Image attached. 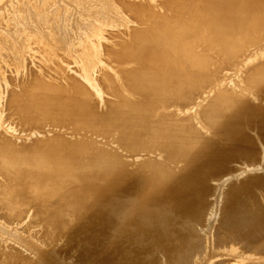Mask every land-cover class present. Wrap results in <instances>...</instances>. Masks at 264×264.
<instances>
[{
    "label": "rangeland",
    "instance_id": "obj_1",
    "mask_svg": "<svg viewBox=\"0 0 264 264\" xmlns=\"http://www.w3.org/2000/svg\"><path fill=\"white\" fill-rule=\"evenodd\" d=\"M23 1L0 0V264H264V5ZM129 6L154 25L147 69L112 59ZM131 96L138 114L104 111ZM160 102L185 141H151Z\"/></svg>",
    "mask_w": 264,
    "mask_h": 264
},
{
    "label": "bare ground",
    "instance_id": "obj_2",
    "mask_svg": "<svg viewBox=\"0 0 264 264\" xmlns=\"http://www.w3.org/2000/svg\"><path fill=\"white\" fill-rule=\"evenodd\" d=\"M25 1V0H24ZM24 1H23V3H24ZM50 1H52V0H50ZM230 1V3H232V4H234L235 2V0L234 1H232V0H201V8L203 9V10H206V11H208V10H213V8L215 9V8H222V9H224V8H226L225 6L227 5L229 8L231 7V4L229 5L228 4V2ZM2 2H3V0H2ZM45 2V4H46V6H49V5H51L50 4V2L47 0H45L44 1ZM49 2V3H48ZM36 3V2H35ZM139 3V2H138ZM142 3V2H141ZM238 3V5L240 4V6H241V3H239V2H237ZM251 3H254V4H262V5H264V0H251ZM43 4V3H42ZM143 4V3H142ZM38 5V4H37ZM40 5V4H39ZM73 5V4H72ZM76 5V4H75ZM237 4H236V6H238ZM3 6V5H2ZM224 8H223V7ZM233 6V5H232ZM35 7V6H34ZM55 7H56V5H55ZM55 7L53 8L54 10H56L55 9ZM58 7H60V6H58ZM58 7H56V8H58ZM67 6H64L63 8H66ZM165 7V6H164ZM176 7V6H175ZM184 7H186V6H184ZM234 7V9H235V6H233ZM232 7V8H233ZM25 8V7H24ZM48 8V7H47ZM50 8V7H49ZM61 8V7H60ZM74 8V7H73ZM163 8V7H162ZM229 8H226V9H228V11L227 12H229L230 10H232V9H230L229 10ZM241 8V7H240ZM22 9H23V7H22ZM190 9V8H189ZM221 9V10H222ZM181 10V9H180ZM241 10H242V8H241ZM32 11V10H31ZM43 11V10H42ZM48 11V10H47ZM52 10H50V12H51ZM61 11V10H60ZM124 12H123V16H124V19H125V27H123L124 29H123V33L125 34V36L126 37H124V38H122L121 40H120V42H119V48L117 49L116 47V49H117V51L116 52H114L113 54H112V59H116V60H118V61H120V62H123L124 61V63H125V65L126 64H131L132 62H135L136 63V65H138V64H141V67H145V69H147V68H149L150 67V65H151V63H150V52H156V53H158V51H157V49L155 48V46H151L150 45V41H153L150 37H145V35L147 34V35H149L150 36V33H151V31H153L154 30V25H153V22H152V20H151V18H150V15H149V13H148V11L145 9V7H143V8H140V7H138V6H129V8H124V10H123ZM220 11V10H219ZM237 11V10H236ZM243 11H245V10H243ZM64 12V11H63ZM232 12H234V11H232ZM241 12V11H240ZM16 13V12H15ZM22 13H23V11H22ZM198 13V12H197ZM196 13V14H197ZM238 13H239V11H238ZM28 14V13H27ZM26 14V15H27ZM230 14H232L231 12H230ZM236 14V13H235ZM42 15V14H41ZM241 15V14H240ZM17 16V15H16ZM22 16H24V15H22ZM30 16V15H29ZM32 16V15H31ZM30 16V17H31ZM52 16H53V14H52ZM25 17V16H24ZM28 17V16H27ZM198 17H200V16H198ZM19 18V17H18ZM51 18V17H50ZM62 19H63V16L61 17ZM13 19V18H12ZM28 19V18H27ZM26 19V20H27ZM32 19V18H31ZM53 19V18H52ZM14 21L16 20L15 18L13 19ZM21 20H22V18H21ZM24 20V19H23ZM13 21V22H14ZM19 21V20H18ZM32 21H33V19H32ZM36 21H37V19H36ZM43 21V20H42ZM10 22V21H9ZM28 22V21H27ZM27 22L25 23V24H27ZM39 22V21H38ZM169 22V21H168ZM15 23H16V21H15ZM18 23V22H17ZM16 23V24H17ZM34 23H37V22H34ZM54 23V22H53ZM158 23V22H157ZM171 23V22H170ZM198 23H200V22H198ZM206 23V22H205ZM11 24V23H10ZM23 24V23H22ZM29 24H30V22H29ZM40 24V23H39ZM46 24V23H45ZM15 25V24H14ZM32 25V24H31ZM41 25V24H40ZM59 25H61V24H59ZM210 25V24H209ZM25 26V25H24ZM42 26V25H41ZM50 26H52V24L50 25ZM56 26V25H55ZM164 26V25H163ZM204 26V25H203ZM257 26V25H256ZM30 27H32V26H30ZM53 27V26H52ZM61 27V26H60ZM251 27V26H250ZM258 27V26H257ZM261 27V26H260ZM19 28V27H18ZM26 28V27H25ZM33 28V27H32ZM39 28V27H38ZM46 28V27H45ZM44 28V29H45ZM54 28V27H53ZM158 28V27H157ZM36 29V28H35ZM41 29V28H40ZM52 29V28H51ZM55 29H58V28H56L55 27ZM206 29V28H205ZM20 30V29H19ZM22 30V29H21ZM54 30V29H53ZM60 30V29H59ZM207 30V29H206ZM264 30V29H263ZM42 32H43V30H41ZM62 31V30H61ZM22 32V31H21ZM35 32H37V31H35ZM35 32H33V33H35ZM39 32H40V30H39ZM45 32V31H44ZM212 33H213V31H211ZM146 33V34H145ZM169 33V32H168ZM28 34V33H27ZM26 34V35H27ZM36 34V33H35ZM44 34H46V32L44 33ZM57 34H58V32H57ZM60 34V33H59ZM63 34V33H62ZM38 35V34H37ZM224 35V34H223ZM39 36V35H38ZM41 36H43L42 34H41ZM64 36V35H63ZM63 36H62V38H63ZM168 36V35H167ZM228 36V35H227ZM11 37V36H10ZM23 37V36H22ZM21 37V38H22ZM43 37H45V36H43ZM48 37V36H47ZM54 37V36H53ZM65 37H67V36H65ZM240 37H242V35H240ZM13 38V37H12ZM27 38V37H26ZM38 38H40V37H38ZM68 38V37H67ZM172 38V37H171ZM16 39V38H15ZM55 40V39H54ZM109 40V39H108ZM215 40V39H214ZM15 41V40H14ZM28 41V40H27ZM65 41H66V39H65ZM110 41H111V39H110ZM216 41V40H215ZM221 41V40H220ZM251 41V40H250ZM0 42H1V40H0ZM3 42V41H2ZM175 42V41H174ZM188 42V41H187ZM5 43V42H4ZM35 43V42H34ZM33 43V44H34ZM49 43V42H48ZM52 43V42H51ZM53 43H55V42H53ZM52 43V44H53ZM57 43H59V42H57ZM193 43H194V41H193ZM226 43V42H225ZM262 43V42H261ZM20 44V43H19ZM22 44H23V42H22ZM2 45H4V44H2ZM8 45H11V44H9V42H8ZM48 45V44H47ZM51 45V44H50ZM198 45V44H197ZM196 45V46H197ZM241 45V44H240ZM261 45V44H260ZM5 46V45H4ZM13 46V45H12ZM21 46V45H20ZM19 46V47H20ZM34 46V45H33ZM49 46V45H48ZM57 46H58V44H57ZM178 46V45H177ZM227 46V45H226ZM235 46V45H234ZM233 46V47H234ZM237 46V45H236ZM239 46V45H238ZM0 47H1V45H0ZM3 47V46H2ZM1 47V48H2ZM45 47V46H44ZM65 45H64V49H65ZM144 47H146V50H143V51H139V49L140 48H144ZM148 47V48H147ZM185 47V46H184ZM218 47H220V46H218ZM259 47V46H258ZM257 47V48H258ZM0 48V49H1ZM13 48V47H12ZM17 48V47H16ZM40 48V49H39ZM39 51L42 49V47H40L39 46ZM60 48V47H59ZM236 48V47H235ZM242 48V47H241ZM262 48H263V46H262ZM262 48H261V50H262ZM3 49H5V48H3ZM8 49V48H7ZM14 49V48H13ZM45 49V48H44ZM56 49V48H55ZM88 49H89V47H88ZM102 49V48H101ZM198 49V48H197ZM256 49V48H255ZM9 50H11L10 48H9ZM15 50V49H14ZM14 50H12V51H14ZM17 51H18V49H16ZM25 50H27V48L25 49ZM46 50V49H45ZM57 50V49H56ZM76 50V49H75ZM98 50H99V48H98ZM195 50V49H194ZM235 50V49H234ZM23 51V50H22ZM44 51V50H43ZM54 51V50H53ZM78 51V50H77ZM79 51H81V50H79ZM83 51V50H82ZM88 51H90V49L89 50H87V52ZM233 51V50H232ZM231 51V52H232ZM255 51V50H254ZM11 52V51H10ZM19 52V51H18ZM32 52V51H31ZM48 52V51H47ZM54 52H56V51H54ZM57 52H59V51H57ZM60 52H63V50L61 51V49H60ZM73 52H74V50H73ZM85 52V51H84ZM86 52V53H87ZM4 53H5V51H4ZM15 53H16V51H15ZM33 53H34V51H33ZM41 53H45V52H41ZM50 53V52H49ZM48 53V54H49ZM81 54H82V52H80ZM236 53V52H235ZM23 54V53H22ZM25 54V53H24ZM23 54V55H24ZM38 53L36 52V55H37ZM40 54V53H39ZM38 54V56L40 57V55ZM83 54H85V53H83ZM252 54H253V52H252ZM14 55V54H13ZM22 55V56H23ZM29 55V54H28ZM55 55V54H54ZM74 55H76V53L74 54ZM78 55V54H77ZM185 55V54H184ZM30 56H32V55H30ZM30 56H29V58H30ZM47 56H49V55H47ZM50 56H52V55H50ZM56 56V55H55ZM68 56H71V55H69V53H68ZM90 56H92V53H91V55H87L86 57H90ZM182 56H183V54H182ZM246 56V55H245ZM251 56V55H250ZM258 56V55H257ZM19 57V56H18ZM103 57V56H102ZM156 57V56H155ZM20 58H22L21 57V55H20V57H19V59ZM43 58V57H42ZM71 58V57H70ZM74 58V57H73ZM78 58V57H77ZM91 58V57H90ZM90 58H87V60L89 61L90 60ZM180 58H181V56H180ZM223 58V57H222ZM247 58V57H246ZM245 58V59H246ZM261 58V57H260ZM46 59V58H45ZM44 59V60H45ZM50 59V58H49ZM75 59V58H74ZM81 59V58H80ZM83 59V58H82ZM93 59H95V58H93ZM98 59V58H97ZM107 59V58H106ZM234 59V58H233ZM241 59V58H240ZM258 59V58H257ZM262 59H264L263 57H262ZM4 60V59H3ZM23 60H24V58H23ZM30 60V59H29ZM54 60H56V58L54 59ZM77 60H79V59H77ZM87 60H85L84 59V62H86L87 63ZM99 60V59H98ZM105 60V59H104ZM187 60V59H186ZM221 60V59H220ZM225 60V59H224ZM261 59H259V61H260ZM19 62H22V60L20 61V60H18ZM17 61V62H18ZM45 61H47V60H45ZM52 61V60H51ZM72 61H73V59H72ZM75 61L76 60H74L73 62L75 63ZM82 61V60H81ZM184 61V60H183ZM251 61V60H250ZM249 61V62H250ZM262 61V60H261ZM2 62V61H1ZM18 62V63H19ZM31 62V61H30ZM33 62V61H32ZM38 62V61H37ZM49 62V61H48ZM83 62V61H82ZM243 62H244V59H243V61H242V64H243ZM46 63V62H45ZM52 63V62H51ZM77 63V62H76ZM79 63V62H78ZM86 63H84V64H86ZM217 63V62H216ZM228 63V62H227ZM226 63V64H227ZM236 63V62H235ZM50 64V63H49ZM80 64V63H79ZM241 64V65H242ZM255 64H257V63H255ZM227 65H229V64H227ZM238 65H239V62H238ZM251 65V64H250ZM249 65V66H250ZM65 66H67V64H65ZM70 66V65H69ZM72 66V65H71ZM82 66H83V63H82ZM87 66V65H86ZM233 66H235V64H233ZM243 66V65H242ZM254 66V65H253ZM256 66V65H255ZM68 67V66H67ZM114 67V66H113ZM140 67V66H139ZM208 67H209V65H208ZM212 67V66H211ZM211 67H209V68H211ZM230 68H233L232 66H229ZM1 68V67H0ZM84 68V67H83ZM90 68V67H89ZM228 68V67H227ZM237 67H235V68H233V69H236ZM247 68H248V66H247ZM247 68H245L246 70H247ZM258 68V67H257ZM10 69V68H9ZM69 69H70V67H69ZM68 69V70H69ZM92 69V68H91ZM107 69H108V67H107ZM138 69V68H137ZM196 69V68H195ZM220 69V68H219ZM222 70L223 69H225V68H221ZM84 70H86L85 68H84ZM83 70V71H84ZM89 70V69H88ZM86 70L87 72H89V71H91V70ZM113 70V69H112ZM116 70V69H115ZM151 70V69H150ZM198 70V69H197ZM230 70V69H229ZM246 70L243 72L242 70V72H243V74H241V76L242 75H244V73L246 72ZM253 70H254V68H253ZM57 71H59V70H57ZM72 72H73V70H71ZM70 71V72H71ZM119 71V70H118ZM139 71V70H138ZM156 71V70H155ZM225 71V70H224ZM231 71V70H230ZM236 71V70H235ZM252 71V70H251ZM257 71V70H256ZM75 72V71H74ZM121 72V71H120ZM128 72H129V70H128ZM212 72V71H211ZM223 72V71H222ZM221 72V73H222ZM238 72V71H237ZM250 72V71H249ZM220 73V74H221ZM251 73H253V72H251ZM83 74H89V73H83ZM213 74V73H212ZM247 75H248V73H246ZM80 75V74H79ZM96 75V74H95ZM160 75V74H159ZM250 75V74H249ZM90 76V75H89ZM94 76V75H93ZM206 76V75H205ZM214 76V75H213ZM212 76V77H213ZM221 77L223 76V74L222 75H220ZM5 77V76H4ZM84 78H85V75L83 76ZM200 77V76H199ZM220 77V78H221ZM223 77H225V76H223ZM222 77V78H223ZM247 77V76H246ZM92 78V77H91ZM95 78V77H94ZM97 78V77H96ZM132 78V77H131ZM194 78V77H193ZM217 78V77H216ZM255 78H257V77H255ZM263 78V77H262ZM51 79H54V78H51ZM81 80H83L82 78H80ZM90 79V78H89ZM237 78H235V79H233V80H236ZM242 79H243V77H242ZM242 79L240 80V81H242ZM32 80V79H31ZM94 80V79H93ZM92 80V81H93ZM119 80V79H118ZM133 80V79H132ZM194 80V79H193ZM192 80V81H193ZM200 80H202V79H200ZM224 80H226V79H224ZM214 81H216V83H217V80H214ZM238 81V80H237ZM252 81H254L255 82V79H253V80H251V82ZM29 82V81H28ZM99 82V81H98ZM189 82H191V81H189ZM219 82H221V79H220V81ZM236 81H234V83H235ZM257 82V81H256ZM261 82H262V80H261ZM3 83V82H2ZM85 83V82H84ZM143 83V82H142ZM177 83H178V81H177ZM202 83V82H201ZM225 83V82H224ZM237 83V82H236ZM253 83V82H252ZM218 84H220V83H217V85ZM263 84H264V82H263ZM122 85H123V83H122ZM175 85V84H174ZM176 85H178V84H176ZM209 85V84H208ZM248 85V84H247ZM258 85V84H257ZM257 85L255 86V87H257ZM260 85V84H259ZM258 85V86H259ZM162 86H164V85H162ZM216 86V85H215ZM219 86V85H218ZM217 86V87H218ZM236 86H241V85H236ZM249 86V85H248ZM262 86H264V85H262ZM70 87V86H69ZM90 87H92L91 86V84H90V86H89V88ZM97 87V86H96ZM109 87V86H108ZM115 87V86H114ZM113 87V88H114ZM224 87V86H223ZM235 87V86H234ZM233 87V88H234ZM243 87V86H242ZM164 88V87H163ZM203 88V87H202ZM207 88V87H206ZM216 88V87H215ZM224 88H228V87H224ZM230 88V87H229ZM233 88H230V89H233ZM137 89V88H136ZM162 89V88H161ZM221 89H222V87H221ZM27 90H28V92L30 93V91L32 92L34 89L31 87V88H27ZM55 90V89H54ZM101 90H102V88H101ZM219 90V89H218ZM236 89H234V91H235ZM240 90V89H239ZM56 91V90H55ZM132 91V90H131ZM147 91V90H146ZM181 92H182V90H180ZM188 91V90H187ZM186 91V92H187ZM211 91H212V89H211ZM214 91V90H213ZM134 92H137L138 94H143L144 93V91H142V90H138V91H134ZM165 92V91H164ZM168 92V91H167ZM175 92V91H174ZM185 92V91H184ZM207 92H209V90L207 91ZM230 92V91H229ZM233 92V91H232ZM188 93H190V95H191V92H189L188 91ZM210 93V92H209ZM212 93H214V92H212ZM212 93H210V97L209 98H211V94ZM223 93V92H222ZM235 93V92H234ZM233 93V94H234ZM102 94V93H101ZM106 94V93H105ZM118 94V93H117ZM134 94V93H133ZM169 94V93H168ZM171 94V93H170ZM179 94V93H178ZM178 94L176 95V94H174V95H176V96H178ZM181 95H182V93H180ZM230 94V93H229ZM242 94V93H241ZM40 95V94H39ZM112 95H114L113 93H112ZM116 95V94H115ZM123 95V94H122ZM132 95V94H131ZM135 95H137L136 93H135ZM166 95H167V93H166ZM173 95V94H172ZM172 95H170V96H172ZM174 95H173V97H174ZM187 95V94H186ZM193 95V94H192ZM198 95H199V93H198ZM198 95H196L197 97H198ZM202 95H203V93H202ZM208 96H209V94H207ZM225 95V94H224ZM226 95H227V93H226ZM107 96V95H106ZM117 96V95H116ZM126 96V95H125ZM161 96V95H160ZM169 96V95H168ZM169 96V97H170ZM189 95H187L186 97H188ZM196 96H195V98H196ZM207 96V97H208ZM229 95H227L226 97H228ZM234 96V95H233ZM239 96V97H238ZM237 97H236V95L234 96V97H236V98H240V95H238ZM243 96V95H242ZM107 97H109V96H107ZM106 97V98H107ZM115 97V96H114ZM120 97V96H119ZM136 97V96H135ZM166 97L167 96H165L161 101H164V100H166ZM191 97V96H190ZM219 97V96H218ZM218 97H215V100L218 98ZM222 97V96H221ZM223 97H225V96H223ZM230 97H232V96H230ZM229 97V98H230ZM34 98V97H33ZM110 98V97H109ZM122 98H124V97H122ZM157 98V97H156ZM183 98H184V96H183ZM208 98V99H209ZM34 99H36V98H34ZM71 99V98H70ZM92 99V98H91ZM97 99V98H96ZM96 99H94V100H96ZM108 99V98H107ZM114 99V98H113ZM185 99V98H184ZM191 98H189L187 101V103L189 104V100H190ZM194 99V97L192 96V100ZM218 99H221V98H218ZM223 99V98H222ZM221 99V100H222ZM224 99H226V98H224ZM134 100V96H131V98H130V101H129V103H127V104H120V103H116V104H113V105H111V106H109L110 107V109H108V110H104L105 112L106 111H110L111 112V114L113 113V114H118V113H121V112H126V111H129V112H131V113H139V107H135V106H132L131 105V101H133ZM170 100V99H169ZM174 100V99H173ZM192 100H190V103H193V102H191ZM196 100V99H195ZM194 100V101H195ZM220 100V101H221ZM229 100V99H228ZM125 101H127V100H125ZM156 101V100H155ZM157 101H158V99H157ZM167 101V100H166ZM175 101H177L176 99H175ZM179 101V100H178ZM177 101V102H178ZM182 101V100H181ZM209 101H211L210 99H209ZM208 101V102H209ZM219 101V102H220ZM223 101H225V100H223ZM232 101V100H231ZM48 104H47V106L49 105V110L50 111H52V112H54L53 110H51V107H53L54 108V105L51 103V102H48V101H46ZM180 102V101H179ZM183 102H185V100L183 101ZM212 102V101H211ZM218 102V103H219ZM37 103V102H36ZM159 103V102H158ZM160 103H162V102H160ZM168 103V102H167ZM167 103L165 104V102L164 103H162V105L160 104V106L161 107H158V106H156L157 107V109H160V111H159V114H160V116H161V118H159L158 120H157V124H156V127L157 128H161V129H156L154 132H153V134L151 133V137H152V140L151 141H154L155 140V142H157L156 144H160V143H163L164 141H166V140H169V139H172V140H175L176 142H182V141H185V139H187L188 137H185V134L187 133V131H180V126L181 125H183V124H181L180 123V121H179V119H178V116H179V114L181 113L180 111H179V113L178 112H175L176 110H173L174 108H176V105H172V107H170L169 106V110H167L166 109V107L168 106L167 105ZM173 103V102H172ZM186 103V104H187ZM213 103H215V101H213ZM221 103H223V102H221ZM67 104H73V102L72 101H68L67 102ZM148 104H149V100H148ZM169 104V103H168ZM171 104V103H170ZM173 104H175V103H173ZM178 105L177 106H179V104L180 103H177ZM182 104V103H181ZM186 104H184L185 106H186ZM188 104H187V106H188ZM135 105V104H134ZM204 105V104H203ZM207 106V105H206ZM218 106H219V104H218ZM217 106V107H218ZM180 107H182V106H180ZM216 107V106H215ZM183 108V107H182ZM209 108V107H208ZM212 108V107H211ZM220 108V107H219ZM219 108H215V110L216 109H219ZM155 109L156 108H154V111H155ZM184 109V108H183ZM77 110V109H76ZM214 110V109H213ZM83 111V110H82ZM154 111H149L150 113H155ZM222 111V110H221ZM157 112V111H156ZM207 112H208V109H207ZM77 113V112H76ZM81 113V112H80ZM102 113V112H101ZM20 114V113H19ZM27 114V113H26ZM84 114V113H83ZM98 114V113H97ZM106 114V113H105ZM123 114V113H122ZM102 115V114H101ZM107 115H109V114H107ZM158 115V114H157ZM221 115V114H220ZM244 116V115H243ZM102 117V116H101ZM181 117H182V115H181ZM113 118H115L114 116H113ZM117 118V117H116ZM125 118H127V117H125ZM223 118V117H222ZM244 118V117H243ZM103 119V118H102ZM127 120V119H126ZM125 120V121H126ZM136 120V119H135ZM245 120V119H244ZM72 121V120H71ZM75 121V120H74ZM73 121V122H74ZM107 121V120H106ZM110 121V120H109ZM112 121H115V120H112ZM97 122V121H96ZM121 122V121H120ZM108 123V122H107ZM123 123V122H122ZM76 124V123H75ZM113 124V123H112ZM115 124V123H114ZM118 124V123H117ZM134 124V123H133ZM47 125V124H46ZM121 125V124H120ZM165 126H173V127H175V128H164ZM50 127V126H49ZM236 127H237V125H236ZM48 128V127H47ZM233 128V127H232ZM238 128V127H237ZM63 129H65V128H63ZM92 129V128H91ZM245 129H246V127H245ZM43 130H45V129H43ZM89 130V129H88ZM123 131H125V130H128V131H130L131 132V134H139V135H142V134H144V133H146V132H148V131H146V129L145 128H137L136 126H133V127H129V128H126V129H122ZM73 131V130H72ZM86 132H87V129L85 130ZM104 131V130H103ZM255 131V130H254ZM60 132V131H59ZM66 132H67V129H66ZM75 132V131H74ZM68 133H69V131H68ZM67 133V134H68ZM83 133V132H82ZM232 133V132H231ZM255 133V132H254ZM65 134V133H64ZM207 134V133H206ZM253 134V133H252ZM47 135V134H46ZM79 135V134H78ZM153 135H154V137H153ZM68 136V135H67ZM74 136V135H73ZM72 136V137H73ZM80 137H81V134L79 135ZM208 136H210V135H208ZM78 137V136H77ZM75 138V137H74ZM145 138V137H144ZM143 138V139H144ZM73 139V138H72ZM143 139H141V140H139L138 142H141ZM130 140V139H129ZM160 140H161V142H160ZM43 141V140H42ZM69 141H70V139H69ZM137 141V140H136ZM145 142L144 143H142V144H145V143H149V142H151V141H146V139L144 140ZM33 142H34V140H33ZM44 142V141H43ZM82 144V143H81ZM38 145V144H37ZM260 147V146H259ZM180 148V147H179ZM159 154V153H158ZM61 156V155H60ZM91 158V157H90ZM114 159V158H113ZM94 160V159H93ZM88 161V160H87ZM97 161V160H96ZM96 163V162H95ZM91 164H92V162H91ZM87 165V164H86ZM69 168V167H68ZM256 171V170H255ZM157 172V171H156ZM141 173V172H140ZM76 174H78V173H76ZM145 177V176H144ZM160 177H163L161 174H158V176H152V182H153V184L155 183L154 181H153V178H157V179H159ZM146 178V177H145ZM144 178V179H145ZM164 179H165V177H164ZM113 181V180H112ZM109 183V182H108ZM113 183V182H112ZM104 184V183H103ZM155 184H157V183H155ZM160 184V183H159ZM102 185V184H101ZM162 185V184H161ZM102 187V186H101ZM157 188V187H156ZM154 189V188H153ZM143 190V189H142ZM143 193H148V191L147 190H143L142 191ZM154 201V200H153ZM165 203V202H164ZM156 204V203H155ZM163 205V204H162ZM87 206V205H86ZM88 206H90V205H88ZM85 207V206H84ZM164 207V206H163ZM170 209V208H169ZM165 211V210H164ZM209 220V219H208ZM108 221V220H107ZM122 224V223H121ZM238 224V223H237ZM114 225H116V224H114ZM160 230V229H159ZM234 230V229H233ZM155 232V231H154ZM158 232V231H157ZM161 232V231H160ZM115 234V233H114ZM240 238H242V237H240ZM231 242V241H230ZM250 242V241H249ZM224 244V243H223ZM227 244V243H226ZM221 246V245H220ZM209 247V246H208ZM213 248V247H212ZM241 250V249H240ZM214 251V250H213ZM243 251V250H242ZM197 256V255H196ZM250 257V256H249ZM259 257V256H258ZM195 258H197V257H195ZM251 258V257H250ZM194 261H195V259H194ZM202 262V261H201ZM209 263V262H208ZM195 264V263H194Z\"/></svg>",
    "mask_w": 264,
    "mask_h": 264
}]
</instances>
